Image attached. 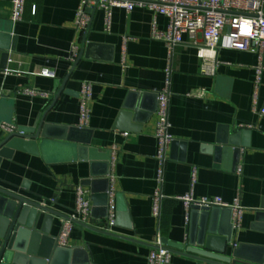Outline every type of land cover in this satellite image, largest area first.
Wrapping results in <instances>:
<instances>
[{"label":"crops","instance_id":"obj_1","mask_svg":"<svg viewBox=\"0 0 264 264\" xmlns=\"http://www.w3.org/2000/svg\"><path fill=\"white\" fill-rule=\"evenodd\" d=\"M78 7L79 0H27L24 20L13 22L12 0H0V124L31 128L47 114V123L91 130V147L100 154L111 151L109 189L127 202L119 221L116 208L118 223L109 232L103 229L106 219L91 216L85 222L90 228L76 225L62 247L87 250L93 264H147L160 233L175 251L171 264H205L176 248H186L189 240L191 216L181 198L192 194L197 201L220 198L230 206L238 201L244 215L237 230L232 225L229 251L241 247L247 256L264 259V115L253 108L258 54L222 48L216 76L202 75L199 51L187 36L172 53L152 38L154 28L168 31V17L148 7L131 13L115 8L108 29L98 9L83 33L76 26ZM47 70L54 76L40 75ZM262 73L259 108H264ZM86 82L93 85V99L90 122L82 128L80 92ZM30 89L48 97L21 93ZM164 90L170 93L174 142L161 160L156 125L158 93ZM125 106L135 109L126 122L132 129L120 119ZM241 129L237 158L218 141ZM8 136L0 129V143ZM72 144L54 139L39 155L15 150L1 159L0 188L68 217L78 188L89 199L92 194L84 182L91 163L79 160ZM218 147L227 150L217 154ZM157 193L159 217L153 214ZM63 221L56 218L51 227L57 239Z\"/></svg>","mask_w":264,"mask_h":264},{"label":"built area","instance_id":"obj_2","mask_svg":"<svg viewBox=\"0 0 264 264\" xmlns=\"http://www.w3.org/2000/svg\"><path fill=\"white\" fill-rule=\"evenodd\" d=\"M27 0H12V20L22 22L26 13ZM136 7H148L157 15L169 19L167 32L153 30L152 38L165 43L170 53L174 48L185 43V36L197 47L201 59V74L216 76L218 66L221 64L218 54L225 48L233 51L256 52L260 58V66L256 71L255 95L253 108L260 116L264 115V108H259L260 85L264 71V0H79L76 26L79 32H86L91 22V12L102 10L108 29L112 12L115 8H124L132 12ZM77 49L73 58L77 56ZM43 77H53V72L47 70L41 74ZM27 96H46L35 90H23ZM80 127L88 126L91 118L90 102L93 99V85L84 83L80 92ZM170 93L167 90L158 93V121L156 137L159 140V158L163 160L164 152L174 141L170 133L169 123ZM0 129L11 135L17 130L15 124H0ZM129 137V134H125ZM115 160V157H113ZM112 160V164H113ZM241 174V169L238 171ZM109 206L105 231H110L116 224L117 199L113 189H109ZM153 214L159 217L161 194L154 197ZM77 203L68 220L63 221V227L58 238L60 246H66L76 222L85 224L92 213V201L88 198V191L82 188L77 190ZM185 203L188 219L192 207L230 208L233 213V228L237 230L242 222L244 208L237 201L230 206L220 198L197 201L192 194L181 198ZM147 257V264H171L173 254L163 246V238L159 233L155 244Z\"/></svg>","mask_w":264,"mask_h":264},{"label":"water","instance_id":"obj_3","mask_svg":"<svg viewBox=\"0 0 264 264\" xmlns=\"http://www.w3.org/2000/svg\"><path fill=\"white\" fill-rule=\"evenodd\" d=\"M6 60L8 55L4 56V61ZM60 93L61 91L58 95ZM129 111L134 112L135 109L125 106L120 115L121 121H125V129H132L129 124H126L133 115ZM46 117L47 114L33 127L17 128L13 134L6 137L0 143V162L4 157L10 158L15 150L39 155L42 149L49 148L51 140L54 139L72 142L77 149L78 159L91 163L90 178L84 181L92 189L91 216L98 217L100 220L107 219L110 200L108 176L111 171V151L100 154L98 149L91 147V130L57 126L47 123ZM242 131L241 129L232 136L218 141V144L222 146H229L230 148L227 149L237 158L241 152L239 138L245 135ZM227 149L218 147L216 153ZM100 167L101 172L98 170ZM116 199L119 221L120 217L128 212V207L123 194H117ZM189 215L191 216L190 236L186 248L182 244L176 246L177 249L186 251L179 252L184 257L205 264H264L263 258L255 260L247 256L244 248L238 247L229 251L228 245L233 238V213L230 208L199 209L194 206ZM56 218L69 219L51 207L32 201L17 192L0 188V264H93L87 250L81 247H62L58 239L50 234ZM222 223H225L223 227ZM76 225L90 228L87 224L80 222H76ZM100 233L103 234V232ZM104 233L136 242L127 237ZM163 246L172 254L175 252L167 248L164 240ZM152 248L155 247L152 246Z\"/></svg>","mask_w":264,"mask_h":264}]
</instances>
